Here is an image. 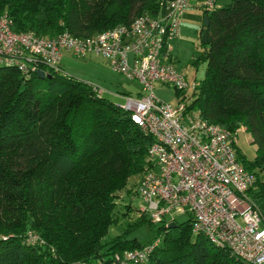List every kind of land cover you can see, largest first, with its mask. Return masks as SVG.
<instances>
[{"label": "trees", "instance_id": "1", "mask_svg": "<svg viewBox=\"0 0 264 264\" xmlns=\"http://www.w3.org/2000/svg\"><path fill=\"white\" fill-rule=\"evenodd\" d=\"M158 6L159 0H0V16L6 13L18 32L83 36L155 14ZM200 9L207 24L202 17V50L194 62L205 70L188 107L250 136L252 158L237 156L254 170L251 198L264 223V0ZM41 68L48 77H25L0 65V264H112L115 254L142 246L128 233L152 223L140 211L103 242L117 221L119 191L130 175L152 166L147 149L153 138L92 84ZM171 221L176 225L169 227ZM191 222L189 216L160 223L161 241L145 264H244L225 246L194 234ZM27 231L43 242H26Z\"/></svg>", "mask_w": 264, "mask_h": 264}, {"label": "built area", "instance_id": "2", "mask_svg": "<svg viewBox=\"0 0 264 264\" xmlns=\"http://www.w3.org/2000/svg\"><path fill=\"white\" fill-rule=\"evenodd\" d=\"M193 0H159L155 14L143 12L129 23H118L89 36L68 31L38 36L15 31L6 14L0 16V65L15 67L23 76L44 67L65 74L64 54L74 58H104L112 70L137 80V96L124 95L121 105L131 120L153 141L147 149L151 167L138 181L136 191L144 206L139 211L152 223H168L169 215L185 211L194 234L225 246L244 264H264V223L257 207L245 199L254 183L253 172L240 162L235 144L237 132L200 117L188 103L172 105L154 93V83L175 87L181 93L195 90L171 58L168 41L178 38L182 16ZM216 0H199L210 9ZM45 72V71H44ZM97 94L102 92L96 86ZM25 240L41 244L42 238L27 231ZM157 237L146 246L115 254L112 264H145Z\"/></svg>", "mask_w": 264, "mask_h": 264}, {"label": "rangeland", "instance_id": "3", "mask_svg": "<svg viewBox=\"0 0 264 264\" xmlns=\"http://www.w3.org/2000/svg\"><path fill=\"white\" fill-rule=\"evenodd\" d=\"M228 1L216 0L215 6H222L228 3ZM202 17L200 3L194 0L190 7L183 13L180 36L168 41L172 62L175 68L184 75L189 83L194 80L198 81L204 76L205 64L199 63L196 65L194 62L202 50L199 37ZM96 33L98 32L87 33L83 36ZM60 66L66 75L96 86L101 90V95H104L119 105H122L124 102V94L137 96V93L141 91V85L137 80H129L120 72L112 70L107 60L99 56L90 55L74 58L64 54ZM154 93L158 98L172 105H176L179 101L188 103L192 99V89L190 87L183 91L182 94L179 93L180 95H177L176 90L172 86L162 85L156 82L154 83ZM236 132V153L244 157V159H251L255 147L251 144L250 136L241 126L236 128ZM18 157L20 158V156ZM238 157L242 163L240 156ZM252 171L254 172V170ZM254 176V183L245 192V199L252 203L254 200L251 198V191L256 189V175L254 174ZM140 177L141 173L130 175L126 187L119 191L118 197L115 199L117 208L114 213L117 221L111 226L109 233L103 238V242L108 243L115 235L120 234L128 224L139 217L140 211L137 209L144 206V202L136 193V187ZM168 218H172L176 222H183L189 218V214L185 211L176 212L169 215ZM159 225L160 223H149L145 221L128 233V237L136 238L140 245L146 246L159 236L157 230Z\"/></svg>", "mask_w": 264, "mask_h": 264}, {"label": "water", "instance_id": "4", "mask_svg": "<svg viewBox=\"0 0 264 264\" xmlns=\"http://www.w3.org/2000/svg\"><path fill=\"white\" fill-rule=\"evenodd\" d=\"M203 24H204V25L207 24V17H206V16L203 17ZM206 40H207V34H206V31L204 30V31H202V34H201V42H202V43H205ZM36 74H37V76L40 77V78H42V77H46V76L48 77V76H49V74L46 73V72H44L42 69H38V70L36 71ZM175 225H176V223H175L174 221H171V222H169V224H168L169 227H173V226H175Z\"/></svg>", "mask_w": 264, "mask_h": 264}, {"label": "crops", "instance_id": "5", "mask_svg": "<svg viewBox=\"0 0 264 264\" xmlns=\"http://www.w3.org/2000/svg\"><path fill=\"white\" fill-rule=\"evenodd\" d=\"M194 1V0H193ZM197 1H199V0H197ZM67 55H69V54H67ZM63 57H64V55H63ZM63 57H62V59H61V61L63 60ZM69 57H71L70 55H69ZM101 58V57H100ZM139 93V92H138ZM124 95H130V94H124ZM132 96V95H131Z\"/></svg>", "mask_w": 264, "mask_h": 264}]
</instances>
